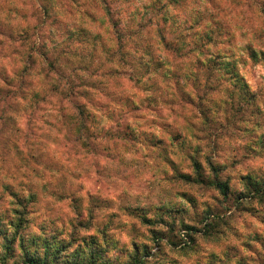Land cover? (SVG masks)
Instances as JSON below:
<instances>
[{"label":"clouds","instance_id":"1","mask_svg":"<svg viewBox=\"0 0 264 264\" xmlns=\"http://www.w3.org/2000/svg\"><path fill=\"white\" fill-rule=\"evenodd\" d=\"M0 264H264V0H0Z\"/></svg>","mask_w":264,"mask_h":264}]
</instances>
